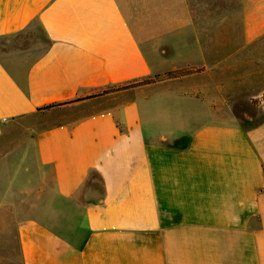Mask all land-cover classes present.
Instances as JSON below:
<instances>
[{
  "label": "crops",
  "instance_id": "crops-1",
  "mask_svg": "<svg viewBox=\"0 0 264 264\" xmlns=\"http://www.w3.org/2000/svg\"><path fill=\"white\" fill-rule=\"evenodd\" d=\"M0 40V264H264V0H0Z\"/></svg>",
  "mask_w": 264,
  "mask_h": 264
},
{
  "label": "rangeland",
  "instance_id": "rangeland-1",
  "mask_svg": "<svg viewBox=\"0 0 264 264\" xmlns=\"http://www.w3.org/2000/svg\"><path fill=\"white\" fill-rule=\"evenodd\" d=\"M2 40H0L1 42ZM264 101V94L260 97V99H257L256 103H254L255 107H251L250 105H247L246 103L239 102L238 106L242 107V109L238 113L243 112L242 115H240V119L243 120L244 123H249L250 120L253 122H259L264 118V107H260V104ZM246 114V115H245Z\"/></svg>",
  "mask_w": 264,
  "mask_h": 264
},
{
  "label": "trees",
  "instance_id": "trees-1",
  "mask_svg": "<svg viewBox=\"0 0 264 264\" xmlns=\"http://www.w3.org/2000/svg\"><path fill=\"white\" fill-rule=\"evenodd\" d=\"M190 73V71H187V70H178V71H173V72H169L163 76H156L154 79L152 80H146V81H143V82H139L137 84H133V85H129V86H126V87H120V88H117V89H114L112 91H105L104 94H107L109 92H113V91H118V90H122V89H126V88H130V87H134V86H140V85H145V84H151V83H156L158 81H162V80H165V79H171V78H178V77H182V76H186ZM254 103H256V100L254 101ZM55 105L53 106H49L47 107L46 109H49L51 107H54Z\"/></svg>",
  "mask_w": 264,
  "mask_h": 264
}]
</instances>
